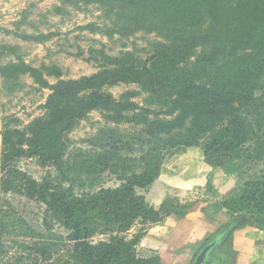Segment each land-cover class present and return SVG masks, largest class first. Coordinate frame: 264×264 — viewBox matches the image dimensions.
Listing matches in <instances>:
<instances>
[{"label": "trees", "instance_id": "obj_1", "mask_svg": "<svg viewBox=\"0 0 264 264\" xmlns=\"http://www.w3.org/2000/svg\"><path fill=\"white\" fill-rule=\"evenodd\" d=\"M231 1L222 8L219 0L213 1L216 6L219 4L220 11L213 22L223 12L229 13L227 29L231 41L227 44L231 49L225 54V61H247L239 71L213 80L208 77L209 85L196 73L183 77L177 73L200 64L194 61H165L166 71L156 75L147 66H106L78 79H59L54 85H50L41 69L23 60L0 64V77L29 74L40 86L52 91L42 116L23 128L5 122L1 133V191L40 200L61 217L74 242L70 264H162L159 255L140 256L139 238L128 239L127 234L138 224L146 226L147 232L151 224L171 214L184 217L196 206L198 201L168 198L157 208L144 193L159 177L164 160L182 148L201 147L206 162L226 174L243 177L252 173L254 177L244 183L250 186L247 206L264 214V167L254 170L264 161V93L259 94L261 89L264 91V0ZM208 8L216 9L209 0H170L166 10L173 21L179 18L178 24L192 21L187 27L190 28L192 23L202 22ZM121 65L124 64L118 66ZM204 65L205 69L215 66ZM121 81L142 83L151 91L159 84V92L166 95V100L150 109L134 102L131 93L116 98L105 90L107 85ZM170 85L175 91L167 90ZM94 110H100L107 131H115L117 139L107 138L110 141L105 142L103 151L88 155L79 166L82 173L72 179L69 187L51 179L38 180L16 165L21 158L36 156L42 164L57 165L65 176L67 134ZM122 125L135 126L137 134L130 139L131 133L119 129ZM106 172L118 184L106 186L102 181L98 185ZM77 185L85 189L79 193ZM205 188L218 195L214 205L218 209L208 215L225 208L232 221L208 237L203 246L215 238L223 245L220 251L225 252V244L230 241L231 263L235 253L233 219L242 211V205L220 194L210 179ZM250 225L264 229V218L256 215ZM96 237L101 238L95 240ZM0 250L2 254L1 247Z\"/></svg>", "mask_w": 264, "mask_h": 264}, {"label": "rangeland", "instance_id": "obj_2", "mask_svg": "<svg viewBox=\"0 0 264 264\" xmlns=\"http://www.w3.org/2000/svg\"><path fill=\"white\" fill-rule=\"evenodd\" d=\"M169 1L0 0V64L23 60L41 69L50 85L56 84L59 79L92 75L106 66L115 69L127 65H134L138 69L147 66L156 75L166 71L163 64L170 60L200 63L192 69L185 68L190 71L180 69L177 73L181 77L196 73L204 77L203 83L206 85H209L208 77L213 80L218 75L224 76L243 68L247 61L245 58L239 61L233 58L231 63L225 61L228 60L225 54L231 49L227 44L231 41L230 30L227 29V23H230L227 17L230 15L227 11L213 22L220 13L219 4L216 6L214 0H209L216 9L202 10V22L197 25L192 23L187 28L192 21L181 24H178L179 18L173 21L166 10ZM231 2L219 0L221 8ZM204 63L215 66L205 69ZM120 64L124 65L118 66ZM160 89L159 84L151 91L142 83L123 81L105 87L116 98L131 93L134 102L150 109L158 108L166 100V95L159 92ZM167 90L175 91L171 85ZM51 92L49 87L40 86L29 74L16 78L0 77V145L5 122L23 128L42 116ZM263 93L261 89L259 94ZM106 128L100 110H94L76 122L65 142L64 170L67 180L57 165L42 164L36 156L21 158L16 165L38 180L51 179L56 183L61 182L63 187H69L72 179L82 173L79 166L88 155L103 151L105 142L110 141L107 138L115 136L117 139L116 132H108ZM119 129L125 134L131 133L130 139L138 132L133 125H122ZM263 167L264 161L254 170ZM69 168L73 169L69 171ZM207 173H210L207 179L212 182L216 174L214 187L220 194L242 205V211L234 214V226L254 223L256 215L264 218V214H260L255 207L247 206L250 186L244 183L254 175L251 173L240 177L237 173L226 174L219 167H211L201 147L182 148L167 157L159 177L144 191L147 201L158 208L166 199L178 198L183 202L198 201L196 206L202 205L205 214L216 211L217 194L207 191L206 184L187 187L190 180H203ZM102 181L106 186L118 184L107 172L98 185ZM75 189L81 193L85 188L77 185ZM0 207L2 264L72 263L74 242L70 239L71 232L61 217L45 203L18 192H2ZM144 229L146 226L138 224L127 237L139 238L138 254L146 257ZM100 238L96 237L95 240ZM211 241L217 242L215 247L219 245L222 248L217 239ZM229 243L225 246L227 253L231 254ZM155 255L159 254L151 257ZM197 257L192 264H195Z\"/></svg>", "mask_w": 264, "mask_h": 264}, {"label": "crops", "instance_id": "obj_3", "mask_svg": "<svg viewBox=\"0 0 264 264\" xmlns=\"http://www.w3.org/2000/svg\"><path fill=\"white\" fill-rule=\"evenodd\" d=\"M209 174L207 173L200 181L190 180L191 183L187 187L205 185ZM213 183L214 185L216 183V174ZM217 188L222 190L221 187ZM1 194L0 186V196ZM202 209V205H197L184 217L171 214L163 221L151 224L146 232V257L159 254L162 264H192L198 252L206 246H203L206 239L216 233L221 226L232 221V216L225 208L219 209L214 215L205 214ZM232 244L235 251L232 264H264V229L250 224L239 225L234 231ZM228 254L227 250L220 251L219 245L213 246L208 252L205 264H231Z\"/></svg>", "mask_w": 264, "mask_h": 264}, {"label": "water", "instance_id": "obj_4", "mask_svg": "<svg viewBox=\"0 0 264 264\" xmlns=\"http://www.w3.org/2000/svg\"><path fill=\"white\" fill-rule=\"evenodd\" d=\"M215 241H212L211 243L207 244L204 249L201 251V253L198 255L195 264H202L205 262V259L208 255V252L210 249L215 245Z\"/></svg>", "mask_w": 264, "mask_h": 264}]
</instances>
